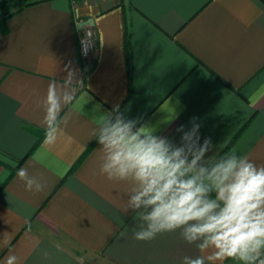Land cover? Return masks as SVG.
Masks as SVG:
<instances>
[{
	"label": "crops",
	"instance_id": "1",
	"mask_svg": "<svg viewBox=\"0 0 264 264\" xmlns=\"http://www.w3.org/2000/svg\"><path fill=\"white\" fill-rule=\"evenodd\" d=\"M88 25L97 44L84 59ZM68 76L65 136L48 149L37 101ZM117 105L176 142L195 117L210 156L264 165V0H37L0 23V264L10 254L19 264H181L198 254L179 231L133 238L138 213L123 211L127 186L99 174L93 136L100 111ZM21 168L42 191L26 190Z\"/></svg>",
	"mask_w": 264,
	"mask_h": 264
},
{
	"label": "clouds",
	"instance_id": "2",
	"mask_svg": "<svg viewBox=\"0 0 264 264\" xmlns=\"http://www.w3.org/2000/svg\"><path fill=\"white\" fill-rule=\"evenodd\" d=\"M72 77L52 82L37 101L43 111V145L55 147L65 136L68 116H61L75 95ZM100 111V109H99ZM101 116L93 129L100 152L99 174L127 186L123 211L137 212L141 222L133 238L141 242L179 231L198 254L181 264H264V165L236 152L210 156V138L201 142L196 118L191 128L181 125L176 142L156 127L129 118L117 105ZM27 191L44 185L18 170ZM10 237H3L7 245ZM60 250V245H56ZM4 264H19L10 254Z\"/></svg>",
	"mask_w": 264,
	"mask_h": 264
},
{
	"label": "built area",
	"instance_id": "3",
	"mask_svg": "<svg viewBox=\"0 0 264 264\" xmlns=\"http://www.w3.org/2000/svg\"><path fill=\"white\" fill-rule=\"evenodd\" d=\"M80 0H72L74 4L78 3ZM97 44V36L95 29L88 25L84 28L83 34L80 38V48L81 56L86 59L88 58L95 50Z\"/></svg>",
	"mask_w": 264,
	"mask_h": 264
},
{
	"label": "trees",
	"instance_id": "4",
	"mask_svg": "<svg viewBox=\"0 0 264 264\" xmlns=\"http://www.w3.org/2000/svg\"><path fill=\"white\" fill-rule=\"evenodd\" d=\"M37 0H7L0 2V9H4L0 13V23H5L12 15L17 13L22 8L36 3Z\"/></svg>",
	"mask_w": 264,
	"mask_h": 264
},
{
	"label": "rangeland",
	"instance_id": "5",
	"mask_svg": "<svg viewBox=\"0 0 264 264\" xmlns=\"http://www.w3.org/2000/svg\"><path fill=\"white\" fill-rule=\"evenodd\" d=\"M3 11H5L4 9L2 10V9H0V13H2Z\"/></svg>",
	"mask_w": 264,
	"mask_h": 264
}]
</instances>
